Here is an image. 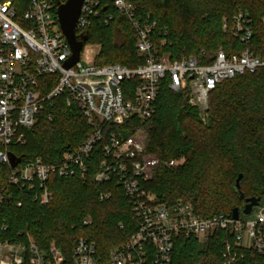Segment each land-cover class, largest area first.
<instances>
[{"label":"trees","instance_id":"16d2710c","mask_svg":"<svg viewBox=\"0 0 264 264\" xmlns=\"http://www.w3.org/2000/svg\"><path fill=\"white\" fill-rule=\"evenodd\" d=\"M12 1L19 14L25 11L28 0ZM131 1L137 14H151L158 21L159 31L166 29L168 44L164 50L171 52L173 58L198 57L204 51L212 59L220 49L228 54L240 52L245 45L222 28L223 18L231 20L240 10L251 14L253 49L264 57V0ZM109 14L112 18L106 22ZM78 37H87L84 46L100 45L97 65L120 63L133 68L144 63V56L136 48V31L131 21L111 5H103L86 34ZM54 79L55 76L42 78L51 81L47 91L54 86ZM187 118L190 123L184 124ZM121 128L128 129V134L143 130L146 153L162 162L183 160L174 167L161 163L152 179L142 182L156 195L157 202L171 205L182 200L191 203L198 214L211 217L231 214L235 207L243 209L249 197H261L263 201L264 67L217 84L210 95L207 123L200 110L188 103L186 91H173L166 78L153 117L145 122L132 119ZM93 130L82 112L68 107L61 96L35 127L26 130V142L10 145L9 151L21 159L17 168L36 158L59 163L66 149L81 144ZM3 149L0 143V151ZM101 158L98 146L88 160L85 179H66L54 173L48 181L53 198L47 205L34 200L33 191L11 185L12 167L0 164V187L5 188V201L0 208V242L28 244L31 238L43 250L55 245L70 257L77 240L86 236L97 243L98 264H107L110 251L125 243L138 230L139 222L115 177L104 183L94 182ZM101 192L112 195L101 201ZM88 217L92 222L84 224ZM234 239L229 230H217L205 242L194 236H178L170 264H224L228 243L233 245L231 254L235 257L230 264H264L255 250L235 244Z\"/></svg>","mask_w":264,"mask_h":264},{"label":"built area","instance_id":"2783aa9c","mask_svg":"<svg viewBox=\"0 0 264 264\" xmlns=\"http://www.w3.org/2000/svg\"><path fill=\"white\" fill-rule=\"evenodd\" d=\"M103 5L113 6L131 21L144 63L133 68L120 63L97 65L98 54L83 62V46L79 61L66 68L72 52L60 26L55 0H28L21 14L12 0H0V143L5 147L0 151V164L11 166L9 146L25 143L26 130L35 127L61 96L68 107L77 108L94 126L81 144L63 152L59 163L36 158L22 168H12L9 183L22 191H33L34 200L47 205L53 198L48 186L50 177L57 173L66 179H85L88 160L101 146L100 170L94 182L104 183L115 177L139 222L138 230L110 251L107 264H170L178 236H194L205 242L217 230L233 232L235 244L255 250L264 262L263 206L255 207L258 210L253 217L243 218L241 213L236 220L232 213L204 217L182 200L171 205L157 202L156 195L142 182L151 180L161 163L174 167L177 160L162 162L146 153L145 132L139 129L128 134V129L121 128L132 119L145 122L153 117L166 78L173 91H186L188 103L200 110L205 121L210 95L217 84L264 67V57L253 49L251 14L240 10L231 20L223 18L224 32L245 45L240 52L228 54L220 49L212 59L204 51L198 57L173 58L164 50L168 44L166 29L159 31L158 21L151 14H137L131 0H83L78 36L86 34ZM111 18L109 14L105 21ZM45 76H55L54 86L48 91L51 81H42ZM111 195L101 192L99 199L104 201ZM4 201L5 188L0 187V208ZM91 222L90 217L84 220V224ZM244 233L250 237L249 246L244 245ZM232 246L226 245L224 264L235 258ZM97 255L96 241L86 236L77 240L70 257L55 245L43 250L31 238L28 244L0 242V264H98Z\"/></svg>","mask_w":264,"mask_h":264},{"label":"water","instance_id":"95a60500","mask_svg":"<svg viewBox=\"0 0 264 264\" xmlns=\"http://www.w3.org/2000/svg\"><path fill=\"white\" fill-rule=\"evenodd\" d=\"M57 5V13L60 22V26L63 34L69 42L72 55L65 63L66 68L72 67L80 59V54L84 46V42L87 37L79 38L76 33L77 24L81 14V9L83 5V0H67L62 2L61 0H55ZM20 158L15 154L10 153V163L11 167L15 168L20 162ZM242 175L237 179V187L240 188V179ZM243 196V193H241ZM261 204V197H249L246 199V204L243 209L240 207H235L232 211V216L234 219H239L240 214H250L253 209Z\"/></svg>","mask_w":264,"mask_h":264},{"label":"rangeland","instance_id":"374dc122","mask_svg":"<svg viewBox=\"0 0 264 264\" xmlns=\"http://www.w3.org/2000/svg\"><path fill=\"white\" fill-rule=\"evenodd\" d=\"M99 50H100V48H99L98 44H96V43H91V44L87 43L84 46V49H83V62L87 61V59H91L92 60L98 54ZM203 122L207 123V119H205V121H203ZM183 123L184 124H188V123H190V120L188 118L184 119ZM182 162H183V160L182 161L177 160V165L182 164ZM260 205L264 207V199H263V201H261ZM257 210H258V208H255L250 214L242 213V217L243 218H251V217H253L255 215ZM244 245L245 246H249L250 245V237L246 233H244Z\"/></svg>","mask_w":264,"mask_h":264}]
</instances>
